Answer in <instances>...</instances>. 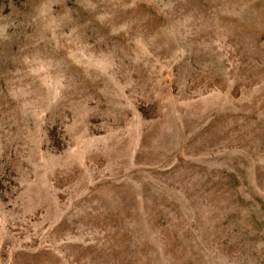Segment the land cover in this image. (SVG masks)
<instances>
[{
	"label": "rangeland",
	"instance_id": "374dc122",
	"mask_svg": "<svg viewBox=\"0 0 264 264\" xmlns=\"http://www.w3.org/2000/svg\"><path fill=\"white\" fill-rule=\"evenodd\" d=\"M0 264H264V0H0Z\"/></svg>",
	"mask_w": 264,
	"mask_h": 264
}]
</instances>
